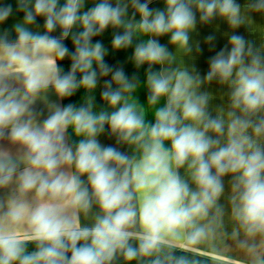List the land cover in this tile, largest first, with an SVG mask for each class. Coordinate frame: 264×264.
<instances>
[{
  "label": "clouds",
  "instance_id": "obj_1",
  "mask_svg": "<svg viewBox=\"0 0 264 264\" xmlns=\"http://www.w3.org/2000/svg\"><path fill=\"white\" fill-rule=\"evenodd\" d=\"M29 3L17 0V11L24 16L23 23L15 25L16 42H0V139L22 149L18 157L0 150V188L15 182L17 191L0 215V264H109L118 250L126 260L155 256L153 264H166L172 257L170 253L160 255L165 246L184 238L187 250L203 240L213 224L220 225L223 210L217 201L226 174H234L232 216L239 230L248 240L262 238L260 245L248 240L240 245L256 257L253 264H260L257 249L264 246V55L243 37H230V51L221 50L212 58L205 77L232 85L227 119L209 116L208 96L196 91L201 81L187 71H151V65L163 64L171 56L152 38L136 45L134 61L137 66H150L148 102L156 104L166 97V104L155 111L154 124L146 125L144 113L124 96L135 85L122 70L112 76L119 87L111 90L109 81L102 92L115 109L110 113L94 114L90 104L78 109L69 104L57 107L39 123L33 110L37 96L49 88L59 97H70L80 87L94 89V63L100 75L111 72L104 63L106 49L99 42L92 43V37L109 26L124 29L114 36V49L127 48L135 34L168 33L173 44L184 48L196 22L193 7L200 11L202 21L219 14L236 28L244 23L241 6L235 0H166V11H153L148 2L131 0L140 16L134 22L135 14L125 19L128 4L124 0H117L115 6L100 0L84 12L80 11L84 0H66L62 7L57 6L58 0H35L32 8ZM249 7L264 10V0H255ZM12 12V5H0V22ZM37 15L46 17L43 35L27 27ZM77 24L82 31L72 37L71 70L62 74L57 61L69 55L62 40ZM57 26L62 29L61 39L49 35ZM77 72L81 73L79 80ZM105 124L121 140L137 144L141 157L134 160L113 147H102L96 137ZM69 125L77 136L85 137L75 151L65 144ZM165 141L171 142L170 148ZM186 163L196 191L176 171ZM73 165L75 174L61 170ZM85 174L91 195L79 179ZM29 193H34V204L26 199ZM93 199L102 215L96 217L94 226L81 227L76 210L87 211ZM25 224L27 230L22 232ZM137 225L140 230L132 231ZM239 230H234V237ZM132 238L139 241L138 247L129 244ZM25 241L37 242V251L26 254ZM79 241L84 243L78 247ZM175 264L188 262L181 257Z\"/></svg>",
  "mask_w": 264,
  "mask_h": 264
},
{
  "label": "crops",
  "instance_id": "obj_2",
  "mask_svg": "<svg viewBox=\"0 0 264 264\" xmlns=\"http://www.w3.org/2000/svg\"><path fill=\"white\" fill-rule=\"evenodd\" d=\"M100 0H84V6L81 12L87 11ZM114 6L117 0H109ZM128 4L125 19H132L135 14V21L140 19L139 14L131 6V0H124ZM141 3L148 2L151 10L166 11V0H140ZM241 6V15L244 17V23L240 26L233 28L227 19L219 14L210 18L207 21L200 19L201 13L195 7L193 11L196 14L195 26L189 30L188 45L181 48L171 42V34H164L161 36H146L143 34H135L133 36L132 44L127 48L114 49L112 40L116 34H122L123 28H114L109 26L99 35L92 37V43L99 42L106 49L104 56V63L111 69L108 75L102 76L99 73L98 66L94 63L93 68L97 71V86L94 89L78 88L70 97H59L54 89L49 88L46 92H41L37 96L33 105L35 119L37 122L42 123L45 119L52 114L57 108H64L69 104L74 108L87 107L91 105V111L94 114L100 112H112L113 109L106 100L102 97V92L106 89L107 82L112 81L113 73L117 70H122L128 79L135 87L130 92H125L124 96L129 103H135L137 111L144 113L146 125L155 123L156 109L163 107L166 104V97H161L158 104H150L148 98L150 95V88L147 84V76L149 73V64L144 63L137 66L134 61V50L137 44L148 38L156 39L161 45L165 46L171 54L170 59L163 64L151 65L152 72H160L163 69L168 70H184L187 71L193 78H198L201 83L196 87L197 93L205 94L210 93L207 102V112L211 114L212 118L215 116H223L227 119V113L231 110V91L232 85L229 82L221 83L219 78H213L207 81L205 77L210 71V62L221 50L230 51V37L232 35H239L244 38L247 45L251 46L255 52L264 55V10L256 11L249 7L255 0H235ZM35 0H30L29 7L32 8ZM66 0H58V7H62ZM12 5V15L5 21L0 22V42L15 43L17 40V33L15 31L16 23H23L24 13L17 11V0H0V5ZM46 17L37 15L35 21L27 27L33 32L38 34H45L44 27ZM82 31V27L77 24L71 29L68 37L63 38V44L69 49V55L63 60H58L57 64L61 69L62 74H67L71 70V55L75 52V45L73 43V35ZM62 29L57 26L49 35L56 39H61ZM211 37V39H209ZM81 73L77 72L76 79L79 80ZM19 86V85H17ZM119 86L112 81V89L116 90ZM219 92H224L222 101L217 100ZM123 103V101H122ZM119 107V106H117ZM210 136L215 138L214 133H209ZM85 139L83 135L77 136L74 132L73 126L69 125L65 132V144L75 151V148L80 140ZM96 139L102 147H113L121 153L127 155L129 158L138 160L142 155V149L137 144H130L121 140L118 134L113 133L108 124L104 125V130L100 132ZM223 142V140H222ZM165 147L170 148L171 142L165 141ZM0 150L10 152L14 157H18L22 153L19 145L12 144L6 138L0 139ZM24 165L21 164L20 168ZM62 171L68 175L76 173L75 166H64ZM178 175L189 184L190 189L197 190V185L192 179L191 170L188 168L187 163L176 169ZM213 172L215 170L213 169ZM79 179L83 182L82 186L87 187L91 195V186L88 182L87 175H82ZM224 190L219 197L217 203L222 208V216L220 218V225H212L211 230L206 237L200 242L190 245L187 250L195 251L203 255L210 256L217 260L220 264H253L256 257L249 253L246 248L240 245V241L248 240L242 230H239L238 223L232 216V197L236 194L233 190L234 174H226L222 178ZM17 195L16 184L13 182L7 187L0 188V215L6 211L8 201ZM34 193L27 194V201L34 204ZM134 204L137 202L134 200ZM138 206V205H137ZM72 211V210H70ZM78 223L81 227H92L96 222V217L102 215L99 205L92 200L91 206L87 211L76 210ZM212 214L209 216L211 220ZM202 223H208L203 221ZM20 230L22 232L27 230V225H22ZM132 231L138 232L139 226ZM234 230H239V236L234 237ZM261 237L257 236L254 241L248 240V243L261 244ZM187 241L184 238L174 240L171 244L176 245L178 248L185 250L183 245ZM260 264H264V246L257 249ZM210 254V255H209Z\"/></svg>",
  "mask_w": 264,
  "mask_h": 264
},
{
  "label": "trees",
  "instance_id": "obj_3",
  "mask_svg": "<svg viewBox=\"0 0 264 264\" xmlns=\"http://www.w3.org/2000/svg\"><path fill=\"white\" fill-rule=\"evenodd\" d=\"M90 242V241H89ZM84 241L78 242V247L83 244ZM139 241L136 238H132L129 240V244L133 247H138ZM25 248L26 254H31L37 251V242L35 241H25L23 244ZM171 254V261H167L166 264H175L178 258H185L188 264H220L217 260L205 256L201 253L190 251V250H182L178 248L176 245L171 244V247L165 246L160 254L162 257ZM67 256L70 258L71 252L67 253ZM155 256H137L135 259L126 260L121 251H117L114 255L113 259L109 262V264H153V260ZM14 264H19L18 261L14 262Z\"/></svg>",
  "mask_w": 264,
  "mask_h": 264
},
{
  "label": "rangeland",
  "instance_id": "obj_4",
  "mask_svg": "<svg viewBox=\"0 0 264 264\" xmlns=\"http://www.w3.org/2000/svg\"><path fill=\"white\" fill-rule=\"evenodd\" d=\"M205 94H206V92H204ZM223 93L224 92H219V93H217L216 92V94H218V97H217V100H220V101H222V97H223ZM207 95H210V93H208ZM161 100V98H159L158 99V101H157V104H158V107H160V105H159V101ZM206 111H207V106H206ZM209 116L210 117H212V112H211V114H209ZM218 116V115H217ZM217 116H215V118L217 117ZM222 116V115H221ZM224 116V115H223ZM225 117V116H224ZM194 251V250H193ZM210 255V254H209ZM207 256V255H206ZM210 257V256H209Z\"/></svg>",
  "mask_w": 264,
  "mask_h": 264
}]
</instances>
